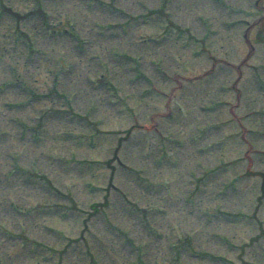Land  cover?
I'll list each match as a JSON object with an SVG mask.
<instances>
[{"label": "rangeland", "instance_id": "rangeland-1", "mask_svg": "<svg viewBox=\"0 0 264 264\" xmlns=\"http://www.w3.org/2000/svg\"><path fill=\"white\" fill-rule=\"evenodd\" d=\"M262 23L264 0H0V264H264Z\"/></svg>", "mask_w": 264, "mask_h": 264}]
</instances>
